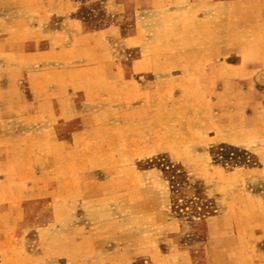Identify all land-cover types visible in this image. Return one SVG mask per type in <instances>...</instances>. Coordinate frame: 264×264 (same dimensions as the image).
Returning <instances> with one entry per match:
<instances>
[{
	"label": "rangeland",
	"instance_id": "374dc122",
	"mask_svg": "<svg viewBox=\"0 0 264 264\" xmlns=\"http://www.w3.org/2000/svg\"><path fill=\"white\" fill-rule=\"evenodd\" d=\"M260 4L0 0V264H264Z\"/></svg>",
	"mask_w": 264,
	"mask_h": 264
},
{
	"label": "crops",
	"instance_id": "0c3cea01",
	"mask_svg": "<svg viewBox=\"0 0 264 264\" xmlns=\"http://www.w3.org/2000/svg\"><path fill=\"white\" fill-rule=\"evenodd\" d=\"M211 4H215L214 2H210ZM210 3L208 4V6H211L210 5ZM228 5H230V4H226L224 7H227ZM245 10H249L248 9V7L246 6V9ZM256 10H258V11H263L264 10V5H262V4H260L259 5V8L258 9H256ZM248 17H249V14H248V16H247V19H248ZM230 23V24H229ZM231 25V26H230ZM224 26H225V32L227 31V33H225V35H227L228 34V30H230L231 29V27H232V24H231V22H225V24H224ZM246 27H248V25H246ZM224 39H225V45L227 46L228 45V43L229 42H231V40L229 39V38H226V37H224ZM226 48V47H225ZM229 52V54L227 55V56H225V58H228V57H231V56H233L234 54H233V51H232V49H230V48H228V49H225V51H224V53H228ZM215 54H216V51L214 52ZM215 56H217V54L215 55ZM236 56H238V57H240L241 59H245V56L244 55H236ZM242 64H244L243 63V61L241 62ZM140 64V61H138V62H136V66H138Z\"/></svg>",
	"mask_w": 264,
	"mask_h": 264
}]
</instances>
